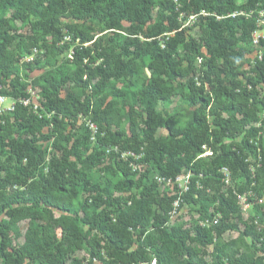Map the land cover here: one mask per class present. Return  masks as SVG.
Listing matches in <instances>:
<instances>
[{
    "label": "trees",
    "instance_id": "16d2710c",
    "mask_svg": "<svg viewBox=\"0 0 264 264\" xmlns=\"http://www.w3.org/2000/svg\"><path fill=\"white\" fill-rule=\"evenodd\" d=\"M240 1H243L242 5L238 4ZM179 2L182 6L180 13L167 0H0V72L5 77L10 68L7 49L15 40L11 23L20 21L25 24L30 15L38 19L35 25L37 33L52 36L57 42L61 41L62 34L56 22L62 18L98 23L102 27L101 34L122 32L125 30L123 24H127L131 33L124 37L112 34L105 41L104 35L95 39L79 25L68 26L73 42L78 41L77 45L70 47L74 68L59 79L42 76L41 115L30 112L28 107L18 102L9 117L0 116V154L8 155L5 162L10 164V167H5L0 161V172L3 173L0 175L2 264H66L70 254L84 245L91 250V261L97 259L101 264H205L204 259L188 245L207 247L211 244V231L196 227L194 236L182 227L172 228L171 234L165 231L175 197L154 198L151 195V189L156 188L154 183L151 189L142 190L137 198H130V203L125 202V199L115 197L113 192L125 194L132 191L136 183L129 176L131 170L125 172V180L117 184L107 182L104 191L99 184L90 183V178L83 172L84 166L89 168L108 157L105 147L118 145L134 156H144L143 162H152L164 179L174 180L183 172L189 173V191L185 196L192 202L204 199L208 189L217 190L221 186L223 169H228L234 178L243 177L250 183L249 166L243 153L244 147L250 148L248 142L233 151L224 144V139L238 134L256 121L250 101L254 94L257 95V87L264 91V51L260 52L261 60L256 58L253 65H249L246 55L251 53V49L238 47V43L252 44V35L258 29V13L264 10V0ZM158 6L168 13L154 19L153 13ZM10 11L11 16L6 19ZM182 13L187 17L198 15L201 19L208 37L204 44L209 58L202 53L203 40L196 42L185 37L179 19ZM144 28L148 30L144 31ZM38 41L33 36L29 44L22 48L30 53L38 46ZM259 44L264 46V41ZM41 48L48 54H54V49L63 52L69 46L58 49L44 42ZM181 48L186 52L189 63L184 70L175 60ZM196 60H202L201 81L211 84L215 99L222 105L221 111L228 116L221 118V114H214L212 129L205 115L211 101L204 95L203 87H198L190 78L186 98L196 108L190 112L185 126L176 129L173 125L175 118L164 120L157 112V105L167 100V84L195 73L193 65ZM219 61L223 63L219 64ZM34 64V67L42 68L40 60ZM139 64L151 72L149 80L133 94V105L138 107L143 118L140 124H136L137 118L134 117L139 113L136 114L135 108L130 107V137L124 140L123 133L108 129L115 123L119 110L114 103L103 105L107 98L105 92L113 81L129 78V83H133L140 75ZM246 66L251 67L250 74L244 72ZM26 67L33 70L32 65L27 64ZM241 77L245 84H242ZM67 82L79 88L80 94L72 91L62 98L61 91ZM89 90L93 93L90 97L85 94ZM120 94L115 93L117 97ZM19 96L28 98L27 94ZM98 96H101L99 100L92 101ZM253 100L252 103L255 102ZM259 103L264 106V100ZM89 113L106 127L104 129L98 124L99 132H105L103 136L98 134L97 143L92 145L87 132L81 140L72 142L69 150L54 142V148L60 154L52 155L46 162V153L39 141H49L62 130L57 134L58 139L69 143L71 137H63L66 124H74L79 121L80 115ZM238 116L240 118L237 119ZM52 124L53 134H43V130ZM161 127L165 128L167 136L156 140L155 135ZM256 132L255 128L248 129L250 136ZM80 145L84 150L92 146L94 153L84 157L79 150ZM204 148H209L214 156L208 162L198 158L204 153ZM72 156L77 160H71ZM111 156L118 158L119 161L113 162L118 170L129 167L120 155ZM257 158L259 168L256 180L264 179V148H261ZM132 159L129 158L128 162ZM146 172H149L148 168ZM197 184L201 189L196 188ZM9 187L16 189L10 193ZM79 188L101 195L81 200ZM193 193L198 195V200L193 199ZM221 198L222 204L211 216L224 215L212 228L218 236L235 229L229 223L228 213L223 211L224 208L235 211L236 207ZM153 205L157 206L159 213L153 210ZM53 210L59 212L58 217ZM255 220L264 224L263 218H254L243 235L253 236L254 250L264 255V239L254 226ZM23 221H28L24 244L11 248V234L18 235V225ZM85 227L89 234L84 233ZM56 230L61 232L60 240ZM92 232L95 235L90 237ZM237 256L236 252L229 256V264H264V258ZM224 257L219 250L214 264H225ZM91 261L88 264H92ZM74 263L80 264L77 261Z\"/></svg>",
    "mask_w": 264,
    "mask_h": 264
},
{
    "label": "rangeland",
    "instance_id": "374dc122",
    "mask_svg": "<svg viewBox=\"0 0 264 264\" xmlns=\"http://www.w3.org/2000/svg\"><path fill=\"white\" fill-rule=\"evenodd\" d=\"M170 4L175 7V11L180 13L182 9L179 0H167ZM239 5L243 4V1L238 3ZM12 11H10L6 15V19H9ZM168 13L163 7H156L153 13V18L160 14ZM180 24L182 25L181 30L184 31L185 37L190 40H194L196 42H200L203 40V48L202 53L206 58L210 57L207 47L204 42L207 41L208 37L205 34L204 28H202V21L198 15H189L185 16L184 13L179 17ZM38 19L35 15H30L29 21L23 24L20 21H16L11 23L12 34L15 37L14 42L8 47L7 52L10 55V68L7 69V77L2 75L0 72V96L6 99V103L4 104L2 110L0 111V116L9 117L14 110L16 103L20 100L21 94H27L33 106L38 107V114L41 115L40 110L42 109V99L40 97V90L42 85V76L57 78L59 79L61 75L67 74L71 72L74 68L73 61L71 58L72 51L70 47L78 44V41L73 42L72 35L68 33L67 27L72 25H79L83 30L89 32L94 35L95 39L104 35V40L106 41L110 35L118 33L120 36H127L131 33L128 31V25L123 24L122 32H106L101 34V26L98 23L92 22H81L75 21L72 19L62 18L58 22H56V27L60 29L62 34L61 41H55V38L52 36L45 37L40 32L37 33L35 25L37 24ZM257 31L252 35V44L246 45L244 42H239L238 47L246 48L249 47L251 49V53L246 55V59L250 61L249 65H253L256 58H258L261 51H263L264 46L261 47L259 44L261 40L264 41V10L258 13L257 19ZM144 31L148 30V28H144ZM37 37L39 39L38 46L34 47L30 53H27L22 46L28 45L31 37ZM260 38L259 43L254 44L255 37ZM46 42L49 45H54L55 48H62L65 45L69 46L68 50H64L63 52L57 51L54 49V54H48L41 46ZM210 42V41H209ZM187 54L181 48L179 49L178 54L175 57L176 62L180 65L181 69H187L189 63L187 62ZM40 60L41 69H38L35 66V62ZM202 60H196L195 65H193L195 73L191 74L189 77H185L183 79H179L175 82L167 84V100L164 102H160L157 105V112H159L164 120L169 117H174L175 120L173 125L176 129H180L185 126L189 119L190 112L195 110L196 107H193L190 104V100L186 98L189 95V91L187 88V84L190 78L198 84V87H203L204 95L209 98L211 101L208 109L205 111V115L207 116V120L210 124V127L213 129V120L214 114H221V118H227V114L221 111L222 105L218 104V101L215 99V95L213 89L211 88V84L208 82L203 83L202 73L200 72ZM223 63L219 61V64ZM32 65L33 70H30L26 67V65ZM140 70L139 78H135L132 82L129 83V78H124L118 81H113L109 89L105 92L107 98L104 101V106L109 103H114L116 109L119 110L117 116L115 117V123H112L108 129L111 132H121L123 133V139L127 140L130 137V117L132 113L130 111V107L135 108L134 110L139 113L136 115L135 119L136 124H140L143 115L137 109L138 107H134L133 105V94L137 89L141 88V84L149 80L151 76V72L145 68L143 64L137 65ZM251 67H244V72L250 74ZM242 84H245L246 81L241 77L240 78ZM250 89V88H249ZM76 92L80 94V89L74 87V85L70 82H67L61 91V97L64 98L69 92ZM257 91V95H253V99H251L250 106H254V113L256 114V121L251 123L249 127L244 128L238 134L233 136H227L224 139V144L229 146L233 151H237L239 148L241 149L244 145V142H248L249 149H243V153L246 155V164L249 166V173L251 176L250 183L244 179L243 177H233L228 169H224L221 171L223 175V179L221 180V186L215 189H208L206 192V196L204 199H199L198 202H192L185 195L187 194L184 191L183 184L184 180L182 179L180 182H175L171 185H167L162 180H164L160 174L155 170L154 164L152 162H143L144 156H135L132 161L127 162L132 165L129 167H123L121 170H118L116 165L114 166V161H119L115 156H111L116 154L114 151H111L112 148H118L120 153L128 154V149L122 150L118 145H109L105 147V152L108 157L104 158L102 162L96 163L94 166H90L89 168L83 167V172L90 178V183L99 184L101 189L104 191L105 185L107 182L112 184H117L119 181L125 180L127 175L125 172L127 170H131L129 173L130 178L136 183V186L129 193L119 194L116 191L113 192L115 197L125 199V202H131L132 198H137L140 192L144 189H151L153 184L155 183L156 188L151 189V195L158 199L167 197L173 198L175 197V201L172 203V211L170 213V221L165 227V231L168 234H171L172 228L182 227L183 230H187L190 232L191 236H194V232L196 227H202L206 231H211L210 234V242L207 247H194L191 245V248L195 249L197 254L204 259L205 264H214V259L217 256L218 251L220 250L224 254L223 262L225 264H229L227 258L232 256L235 252L239 256H250L252 259L264 258V255L260 252H256L254 250V238L253 236H244L243 232L252 224L254 218L260 217L264 219V179L256 180L257 170L259 168L258 155H260L261 148H264V106L260 104L262 100H264V91L261 87H257L255 90ZM115 93H121L119 97L115 95ZM86 96L90 97L93 95L92 91L89 90L85 92ZM17 95V97H15ZM255 96V97H254ZM83 100V96L81 97ZM101 96L93 98L92 101L99 100ZM15 104V105H14ZM14 105V106H13ZM30 112H34L33 109ZM83 117L77 120L74 124L68 123L66 124V128L63 130V137L70 138L69 143L66 141H60L58 139V133L55 137H52L49 141H39V145L42 147V150L46 153V159L48 162L52 155H59L60 151H56L54 148V142L59 144V147H62L64 150H69L72 142H76L77 140H81L82 136L89 134V130L86 127L88 122L94 123L99 129V125L105 129L103 123L98 121L94 115L89 113L88 115H82ZM237 119L240 116L236 117ZM73 121V119L71 120ZM74 127H73V125ZM72 125V126H71ZM249 128H255L257 130L256 134L250 136L248 134ZM54 125H49L43 130V134H53ZM77 130V132H75ZM103 132V131H102ZM105 132V131H104ZM103 132V134H104ZM167 136V131L164 127L158 129L155 139L160 140ZM56 138V139H55ZM79 142V141H78ZM78 144V143H77ZM92 145H94L92 143ZM110 147V148H109ZM62 149V150H63ZM251 149L253 151H251ZM61 150V151H62ZM80 152L84 154V157H88L94 153V149L92 146H89L88 150H84L80 145ZM204 153L201 154L198 158L204 159L206 162L210 161L212 157V151L209 148L203 149ZM145 152V150L143 151ZM118 155V154H116ZM8 158V155L0 154V161L5 165V167H10V164L5 162V159ZM71 160L76 161L77 158L72 156ZM147 168L149 172L147 171ZM47 171L45 170L44 173ZM3 173L0 172V175ZM189 173L183 172L179 176L183 178V176H187ZM191 178V175H190ZM226 178V179H225ZM161 180V181H159ZM256 180V181H255ZM198 184L196 185V188ZM16 188H8V192H13ZM198 189H201L198 187ZM90 190L82 191V188L78 189L79 199L86 200L92 199L93 197L99 196L101 194L94 192H89ZM193 199L198 200V195L193 193ZM221 197L225 199V201L232 202L236 207L235 211L228 210L224 208L228 213L230 219L229 223L234 225L235 229L227 231L226 233L218 236L213 231V225L216 224L217 221H220L223 218V213L217 214L214 217H211L214 212L219 208L222 204ZM131 198V199H130ZM212 198H215L212 201ZM128 203V204H129ZM125 204V203H123ZM124 206V205H123ZM153 210L156 213L158 212V208L156 205H153ZM53 214L55 216H59V212L53 210ZM264 223V220L263 222ZM264 225V224H262ZM28 228V221H23L18 225V235L15 236L11 234L10 246L11 248H16L22 246L24 244V236L26 234ZM84 233H88V229L85 227ZM58 240L61 238L60 230H56ZM89 234V233H88ZM95 232L90 233V237H93ZM90 248L84 245L82 248L77 249L74 253L70 254V259L66 264H75L74 261L79 262L80 264H88L91 261L90 257ZM103 257H105L104 252H102ZM92 264H101L97 259L91 261ZM0 264H2L0 262Z\"/></svg>",
    "mask_w": 264,
    "mask_h": 264
},
{
    "label": "built area",
    "instance_id": "2783aa9c",
    "mask_svg": "<svg viewBox=\"0 0 264 264\" xmlns=\"http://www.w3.org/2000/svg\"><path fill=\"white\" fill-rule=\"evenodd\" d=\"M255 37V36H254ZM259 37L257 36V38L255 37V41H254V44H258L259 43ZM264 51V50H263ZM258 59L259 60H261L262 59V53H260L259 54V56H258ZM1 89V88H0ZM31 101V99H30V97L28 96V98H26V99H23V100H20L19 101V103L20 104H22L24 107H28L30 110L31 109H33V107H34V113L35 114H38V107L39 106H33V104L30 102ZM6 103V99L4 98V97H1L0 96V111L2 110V108H3V106H4V104ZM15 105V104H14ZM13 105V106H14ZM83 116L82 115H80L79 117H78V119H81ZM86 127L88 128V130H89V133H90V136H91V138H90V140H91V142L93 143V144H96L97 143V136H98V134H100L101 136H103V133H100L99 132V128L94 124V123H91V122H88L87 124H86ZM110 148V147H109ZM118 148H112V150L111 151H108V153H110V152H112V151H114L116 154H118V155H120V158L121 159H123V160H125V161H127L128 162V160H129V158H134L135 156L131 153V152H128V154H122V153H120L119 152V150H117ZM204 149H206V148H204ZM130 167H132V165L130 164L129 165ZM224 170V169H223ZM164 179V178H163ZM184 180V184H183V188H184V191L186 192V193H188V191H189V184H190V174H188L187 176H183V178H180V177H177V178H175L174 180H171V179H164V180H162L164 183H166L167 185H171V184H173V183H177V182H180L181 180ZM159 181H161V180H159ZM254 226H255V228H256V230H257V232L262 236V239H264V225H262V224H260L259 222H258V220H255L254 221ZM261 239V240H262Z\"/></svg>",
    "mask_w": 264,
    "mask_h": 264
},
{
    "label": "bare ground",
    "instance_id": "6f19581e",
    "mask_svg": "<svg viewBox=\"0 0 264 264\" xmlns=\"http://www.w3.org/2000/svg\"><path fill=\"white\" fill-rule=\"evenodd\" d=\"M226 179V178H225Z\"/></svg>",
    "mask_w": 264,
    "mask_h": 264
}]
</instances>
